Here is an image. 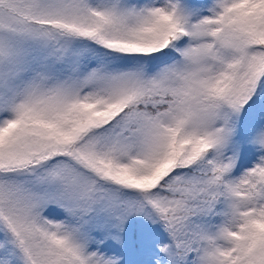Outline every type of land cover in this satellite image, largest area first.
<instances>
[{
  "label": "snow or ice",
  "instance_id": "obj_1",
  "mask_svg": "<svg viewBox=\"0 0 264 264\" xmlns=\"http://www.w3.org/2000/svg\"><path fill=\"white\" fill-rule=\"evenodd\" d=\"M133 216L264 264V0H0V264H121Z\"/></svg>",
  "mask_w": 264,
  "mask_h": 264
},
{
  "label": "rangeland",
  "instance_id": "obj_2",
  "mask_svg": "<svg viewBox=\"0 0 264 264\" xmlns=\"http://www.w3.org/2000/svg\"><path fill=\"white\" fill-rule=\"evenodd\" d=\"M242 137H243V133H241L240 137H238L237 139H242ZM246 150L249 149H245L243 152H245ZM240 156L238 157V159L240 158ZM135 219L137 223V233H136L137 248H134L133 240L130 236V227L132 221V217H130L124 225V231L122 233V246H116V251L122 257L121 264H139L141 255L142 253L145 252V249L147 247L156 252V247L151 245L149 246L148 242L151 239V237L161 233V229L159 225L152 224L150 221L140 216H135ZM157 242L158 239L155 240V243ZM151 264H155V260L151 261Z\"/></svg>",
  "mask_w": 264,
  "mask_h": 264
},
{
  "label": "trees",
  "instance_id": "obj_3",
  "mask_svg": "<svg viewBox=\"0 0 264 264\" xmlns=\"http://www.w3.org/2000/svg\"><path fill=\"white\" fill-rule=\"evenodd\" d=\"M243 132H244V126H243V122H242L241 123V133H243ZM253 160H254V156L251 154L250 150H246L245 152H243L237 161V168L234 170V174L238 175L239 172L243 170V168L250 167ZM136 233H137V223H136L135 216H133L132 221H131V227H130V236L133 240L134 248H137ZM160 235H161V233L157 234L156 236L151 237V239L148 242V245L155 247V245H156L155 240H157V239L159 240ZM109 247H111V246H109ZM155 253L156 252L154 250L147 247L145 249V252L142 253V255H141V259H140L139 264H151V261L154 260Z\"/></svg>",
  "mask_w": 264,
  "mask_h": 264
}]
</instances>
